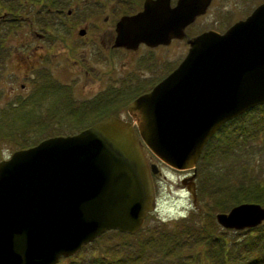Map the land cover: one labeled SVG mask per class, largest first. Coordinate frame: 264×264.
<instances>
[{
  "label": "water",
  "instance_id": "water-1",
  "mask_svg": "<svg viewBox=\"0 0 264 264\" xmlns=\"http://www.w3.org/2000/svg\"><path fill=\"white\" fill-rule=\"evenodd\" d=\"M209 2L144 0L118 18L114 44L166 45ZM187 44L180 62L127 104L135 127L108 115L0 160V264H55L107 230L136 233L155 207L157 165L143 146L160 162L191 170L180 183L196 207L203 146L223 123L264 103V1L225 31H203ZM214 219L250 228L264 221V207L241 202Z\"/></svg>",
  "mask_w": 264,
  "mask_h": 264
},
{
  "label": "rangeland",
  "instance_id": "rangeland-1",
  "mask_svg": "<svg viewBox=\"0 0 264 264\" xmlns=\"http://www.w3.org/2000/svg\"><path fill=\"white\" fill-rule=\"evenodd\" d=\"M85 1L0 0V12L3 9H14L13 11H17L21 16H28L32 20V25L37 33H43L44 26L52 24V16H50L52 14L48 15L45 8H58L65 13V9L80 7L81 2L85 3ZM101 1L113 3L115 8L117 7L120 12L125 13L135 10L140 3L135 1L131 5H127L122 0ZM238 1L213 0L205 15L196 20L192 30L196 29L195 31H197L205 23L211 24L212 28L218 27L222 30L232 20L244 16L264 0H243L241 1L243 9L235 8L234 3L238 4ZM61 20L67 26H82L77 23L74 25L73 23L76 21L69 22L66 18ZM24 22L26 20L14 21L10 23V27H6V24L3 25L5 27H0V36L3 34L4 41L7 39L6 36L11 33V31L6 32L7 29L15 31L13 35L10 34L8 39L12 38V42L17 43L18 49L23 52L25 51L22 45H19L24 36L23 28L26 24ZM84 22L86 23L84 26L87 31L86 38H75L73 35L70 38L74 43L79 44V47L76 46V50H74L77 52L76 57L78 53H86L88 57L93 56L95 49H92V45L83 43H92L89 42L91 39L94 40L91 34L99 33L104 28V24L93 27L92 24H97L94 21V16H88ZM31 42L42 43L35 38ZM54 47L52 43L50 51L53 55L55 54ZM185 51V43H170L154 50L149 55L147 62H143L144 65L141 63L135 65L137 69H140L141 65L147 68L145 71L148 75L151 72L155 74L160 71L165 76L176 66ZM23 54L25 53H14L15 65L17 62L21 65L17 57ZM89 59L91 58L89 57ZM45 60L49 64L48 58ZM49 60L54 63L52 70H49L48 77L52 80L53 85L61 84L63 89L52 90L55 95L48 97V100L52 102V99L55 100L57 97L62 102L70 101L66 104L69 106L77 98L83 100L96 97V93L87 92V87H93V84H86L87 76L81 73L77 64L62 58L54 61L51 53ZM93 62L95 65L97 64V61ZM103 65L98 64L97 66L102 69ZM54 78L59 80H54ZM74 78L77 81L76 86L73 82ZM65 85L69 86L70 92L65 89ZM73 87L74 89H72ZM5 88L6 86L1 87L0 84V107L6 103V99L2 96V93L6 92ZM82 89L85 90L84 96L81 95ZM43 98L40 99L43 100ZM58 100L55 103L47 102L37 105L36 107L41 108L37 112L42 111L39 114L33 112L34 107L31 106H23L19 109L18 116L13 118V126L0 127V153L3 155L20 146L33 145L48 136L73 134L83 129L84 127L71 126V123L75 121L74 118L67 122L68 125L63 123L64 126L59 127L57 121L51 125L49 118L41 117L44 110H52V107L67 108L65 104L61 107ZM260 105V107L256 105L223 123L203 146L195 164L196 207L192 205L189 194L184 191V186L180 183V179L189 175L191 170L172 168L160 162L143 146L145 156L150 162L157 165V170L151 175L155 207L153 211L147 213L142 227L136 233L130 234L129 237L118 231L117 234L114 230H107L93 242L84 244L75 254L59 258L55 264H98L96 259L103 251H107L106 255L118 253L123 256L127 250L129 252L125 257H121L120 264H264V221L254 227L236 230L223 228L214 219V214L226 212L234 204L248 201L243 198L242 193L250 190L256 177L260 181H264V105ZM37 115H40L41 118H38ZM8 117L9 115L4 116L0 113V122L9 123L11 120H5ZM248 202L257 203L253 201L252 196ZM163 225H166L167 231L173 228V234H171L172 232L165 235L160 233L157 227H163ZM184 226L196 227L199 230L195 234L188 231L183 233ZM120 235L122 236L120 237ZM125 243L127 246L124 245ZM114 248L117 253L112 252ZM183 252L186 257L181 255Z\"/></svg>",
  "mask_w": 264,
  "mask_h": 264
},
{
  "label": "flooded vegetation",
  "instance_id": "flooded-vegetation-1",
  "mask_svg": "<svg viewBox=\"0 0 264 264\" xmlns=\"http://www.w3.org/2000/svg\"><path fill=\"white\" fill-rule=\"evenodd\" d=\"M122 1H124L127 5L132 4V0ZM135 1L140 2L139 6L135 10H131V12L128 13L120 12V9H117V7L115 8L113 3H106L101 0H86L85 3L81 2L80 7L65 9V13L63 11L61 12L58 8H45L48 15L52 14L50 15L52 16V24L44 26L42 29L43 33H37L34 30L32 20L28 16L23 17L17 11H13L14 9H3L2 12H0V27H5L3 26L4 24H6V27H10L11 22L19 20H26V22H24V24H26L23 28L24 36L22 37L19 45H22L25 52L18 49L17 43H13L12 38L8 39L10 34H14V30H6L8 33L11 31V33L6 36V41L3 39V34L0 36V84L1 87L6 86L5 94L2 93V96L6 99V103L0 107V113L4 116L9 115V117L5 120H11L9 123L0 122V127L13 126V118L18 116V111L23 106L34 107L33 112L36 113L41 109L36 107L37 105H43V103L51 102L48 100V97L55 95L52 90L63 89L61 84L53 85L52 80L48 77L49 70H52L54 63H51L49 60L50 53L52 54V57H54V61L62 58L63 60L69 59L70 62L77 64V68L81 71V73L87 76L85 80L88 83L86 82V84H93V87H87V92L96 93L97 95L96 97L83 100L82 98H80L81 100L77 98V100H74L75 102L73 104L69 105L71 106L70 109H68L69 106L66 105L70 101L62 102L58 100L57 97L55 100L51 98L53 100L51 103H55L57 102L56 100H58L61 107L65 104L67 108L52 107V110H44L45 112L41 117H44L45 119L49 118L51 125H53L54 121H57L59 127H63V123L68 125L67 122L74 118L75 121L80 123H76L74 121L71 123V126L73 125L79 128H85L105 116L112 115L122 120L131 122L133 127H135L134 121L127 113V104L139 95L150 91L173 69L172 68L165 76H163L160 71L159 73L155 72V74L151 72L150 75H148L147 71H145L147 68H144L142 65H144L143 62H147L149 55H151L154 50L167 46L170 43H185L187 51V43L189 39H192L196 35L207 30H214L221 33L234 22L244 19L256 6L255 5L250 12L244 16L237 17L235 20H232L222 30L218 27L212 28L211 24L206 23L197 31H195L196 29L192 30L196 20L205 15L207 8L213 1L210 0L205 11L202 14L195 16L191 22L187 23L183 27L182 36L179 38H171L169 43L166 45L157 44L149 46L144 43H139L134 48L115 45V23L118 18L124 14L137 12L142 8L144 0ZM176 1L177 0H169V4L172 6L176 3ZM241 1L243 0H239L238 4L234 3V6H236L235 8H244L241 5ZM225 3L227 5V1ZM229 9L231 8L229 7ZM227 12L230 13V11ZM88 16H94V21L97 24H92L93 27H98V24H104V28H102L103 30H101V32L91 34L94 40L87 39L92 43H83L87 45L90 44L92 45V49H95L93 50V56H89L91 59H89L86 53H78V56L76 57L77 52L74 50H76V46L77 48L79 47V44L74 43L73 39H70L72 35L75 36V38H86L87 31L84 27L86 24L84 21ZM65 18L69 22L76 21L73 23L74 25L77 23L79 25L82 24V26H67L66 23L61 20H65ZM34 38L42 41V43L35 44L31 42ZM52 43L55 46V56L50 51ZM17 52L25 53L17 57L20 60L21 65L18 62L16 65L14 64L13 55ZM46 58H48L49 64L45 62ZM93 61H97V64L95 65ZM136 63L142 64L140 69H137V66L135 65ZM98 64L107 65H103V68L99 69L97 66ZM54 80L59 79L54 78ZM73 82L74 84L77 82L75 78ZM86 84L84 83V86ZM65 89L70 92L69 86L65 85ZM72 89H74V87ZM83 94H85L84 89L81 90V95L84 96ZM40 98H43V100ZM41 112H37L36 114ZM37 117L39 118L40 115H37ZM26 147L29 146H20L19 148L3 155L0 153V160L7 159L15 150Z\"/></svg>",
  "mask_w": 264,
  "mask_h": 264
},
{
  "label": "trees",
  "instance_id": "trees-1",
  "mask_svg": "<svg viewBox=\"0 0 264 264\" xmlns=\"http://www.w3.org/2000/svg\"><path fill=\"white\" fill-rule=\"evenodd\" d=\"M40 1V0H39ZM131 2H135V0H132ZM11 9V8H10ZM262 105H264V103L262 104ZM261 105H258V107H260ZM254 181V184L253 185H251L252 187L250 188V190L249 191H245V192H243L242 193V195H243V198H246L248 201H250V196H252L253 197V201L254 202H257V203H259L260 205H264V181H260V179L259 178H255V180H253ZM249 192V193H248ZM248 201H246V202H248ZM243 202V201H242ZM236 204H238V203H236ZM235 205V204H234ZM157 229L159 230V232L160 233H162L163 235H165L166 233H171V234H173V228L170 230V231H167L166 230V225H163V227H157ZM198 230H199V228L197 229L196 227H193V228H189V227H187V226H184L183 228H182V232L183 233H185V231H188V232H191V233H193V234H195L196 232H198ZM165 231V232H164ZM114 232H116L117 234H118V232L117 231H115L114 230ZM122 235H124V236H131V235H128V234H122ZM122 235H120V237L122 236ZM193 236V235H192ZM174 237V236H173ZM195 237V236H194ZM192 238V237H191ZM93 242V241H92ZM125 246H127V244L125 243L124 244ZM184 246H186V245H184ZM188 247H190V246H188ZM187 247V248H188ZM112 252H116V249L114 248V250L112 251ZM128 250L127 251H125V254L122 256V255H120V254H118L117 252V254H115V255H113L112 253L110 254V255H106L105 253H107V251H103L100 255H99V257L96 259V261L98 262V264H120V262H121V257H125L127 254H128ZM183 257H186V255H185V252H183V254H181ZM181 259H183L181 256H179Z\"/></svg>",
  "mask_w": 264,
  "mask_h": 264
}]
</instances>
